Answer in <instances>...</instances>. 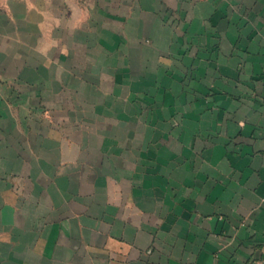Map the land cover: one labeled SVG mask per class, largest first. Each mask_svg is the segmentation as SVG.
<instances>
[{"label": "crops", "instance_id": "0c3cea01", "mask_svg": "<svg viewBox=\"0 0 264 264\" xmlns=\"http://www.w3.org/2000/svg\"><path fill=\"white\" fill-rule=\"evenodd\" d=\"M5 77L0 264H264V0H0Z\"/></svg>", "mask_w": 264, "mask_h": 264}, {"label": "rangeland", "instance_id": "374dc122", "mask_svg": "<svg viewBox=\"0 0 264 264\" xmlns=\"http://www.w3.org/2000/svg\"><path fill=\"white\" fill-rule=\"evenodd\" d=\"M26 85H27V82L23 81L22 77H19V78L16 77V79H11V77H5V78H3V80H0V89H1V87H3V89L10 90L11 93H13V92L14 93L17 92L18 94L23 93V87ZM10 101L11 100H9V102ZM43 117H47V116L45 114H43V110H42V115L40 118L43 119ZM66 123H67V126H69V127L78 126V124H76L75 119H73V121H71L69 119V121H67ZM68 123H71V124H68ZM101 134L106 135V134H108V131L106 129L102 130Z\"/></svg>", "mask_w": 264, "mask_h": 264}]
</instances>
